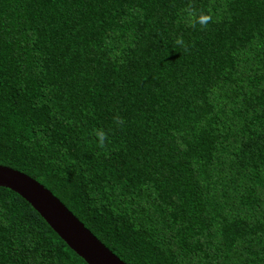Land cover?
I'll list each match as a JSON object with an SVG mask.
<instances>
[{
    "label": "trees",
    "instance_id": "trees-1",
    "mask_svg": "<svg viewBox=\"0 0 264 264\" xmlns=\"http://www.w3.org/2000/svg\"><path fill=\"white\" fill-rule=\"evenodd\" d=\"M0 164L126 264H264V0H0ZM0 264L87 263L0 186Z\"/></svg>",
    "mask_w": 264,
    "mask_h": 264
},
{
    "label": "water",
    "instance_id": "water-1",
    "mask_svg": "<svg viewBox=\"0 0 264 264\" xmlns=\"http://www.w3.org/2000/svg\"><path fill=\"white\" fill-rule=\"evenodd\" d=\"M0 186L7 187L23 197L87 264H126L35 178L0 164Z\"/></svg>",
    "mask_w": 264,
    "mask_h": 264
},
{
    "label": "clouds",
    "instance_id": "clouds-1",
    "mask_svg": "<svg viewBox=\"0 0 264 264\" xmlns=\"http://www.w3.org/2000/svg\"><path fill=\"white\" fill-rule=\"evenodd\" d=\"M187 16L191 26L195 27L197 24L200 25L202 28L207 27V25L212 22V16L206 12H197L194 8L187 9ZM177 43H182L181 41H177ZM118 123H123L120 118H116ZM97 137L101 146L104 145L107 134L103 132V130L97 131Z\"/></svg>",
    "mask_w": 264,
    "mask_h": 264
}]
</instances>
